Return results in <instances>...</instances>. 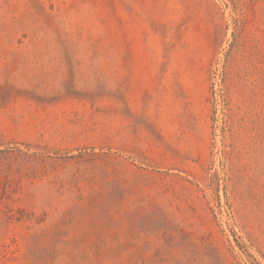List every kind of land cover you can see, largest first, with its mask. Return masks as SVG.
I'll return each mask as SVG.
<instances>
[{
  "label": "rangeland",
  "instance_id": "rangeland-1",
  "mask_svg": "<svg viewBox=\"0 0 264 264\" xmlns=\"http://www.w3.org/2000/svg\"><path fill=\"white\" fill-rule=\"evenodd\" d=\"M0 264H264V0H0Z\"/></svg>",
  "mask_w": 264,
  "mask_h": 264
}]
</instances>
